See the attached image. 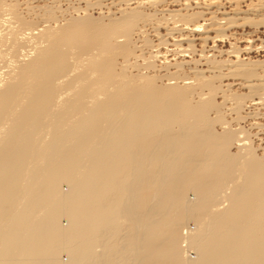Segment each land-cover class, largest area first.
I'll return each mask as SVG.
<instances>
[{
	"label": "bare ground",
	"instance_id": "1",
	"mask_svg": "<svg viewBox=\"0 0 264 264\" xmlns=\"http://www.w3.org/2000/svg\"><path fill=\"white\" fill-rule=\"evenodd\" d=\"M239 27L264 0H0V264H264Z\"/></svg>",
	"mask_w": 264,
	"mask_h": 264
},
{
	"label": "rangeland",
	"instance_id": "2",
	"mask_svg": "<svg viewBox=\"0 0 264 264\" xmlns=\"http://www.w3.org/2000/svg\"><path fill=\"white\" fill-rule=\"evenodd\" d=\"M44 1H40V3H43ZM234 4L232 3V5H230V3L229 2H226V6H227V9H230V8H232V6H233ZM243 5H244V7H243ZM239 6H242L241 8H246V5L244 4V2H241L240 4H239ZM174 8H176L175 6H173ZM238 31L237 32H234V33H231V31H230V34H232L231 35V37H230V42H232V43H234V44H239V45H241V46H244V44H248V43H250L251 42V44H259V43H262V42H264V29L263 28H260V29H257V30H255V29H253V28H251V27H244V28H242V27H239L238 29H237ZM152 32V31H151ZM151 36H153V32L151 33ZM154 38H155V36H154ZM199 41V40H198ZM225 48H227V47H229V43L228 42H225ZM249 55H251L252 57H263L264 58V50H261V51H253V52H251ZM256 55V56H255ZM248 56V55H247ZM231 81H233V83H237V84H235L234 86H233V89H235L236 90V92L237 93H241V92H243V91H245V88H242L241 86H239V83H240V79H224V83H227V82H231ZM217 100H221V97H217ZM243 114H245V113H243ZM261 118H259V120H261L263 123H264V117H262V116H260ZM245 124L247 125L245 128H248L249 129V127H248V122L246 121L245 122ZM255 129L256 128H253V132L255 131ZM259 142V140H256V143H258ZM256 145V144H255ZM255 147V146H254ZM234 150V149H233ZM261 151H260V149L257 151V153H260ZM64 188H66L67 189V186L65 185L64 186ZM193 197V196H192ZM65 222V221H64ZM188 226L190 227V228H192V227H195L194 226V223L193 222H191V221H189V223H188ZM187 226V227H188ZM187 227H185L186 228V230H185V228L183 229L184 231L182 232V234H183V236H185V232H187V230H189V229H187ZM184 242V243H183ZM183 244V245H182ZM181 245H182V248H187V244H185V241H182L181 242ZM186 247H185V246ZM191 254L192 256L194 255L195 256V254H194V251L192 252V251H190V252H188V254ZM193 253V254H192ZM62 256H64V255H62Z\"/></svg>",
	"mask_w": 264,
	"mask_h": 264
}]
</instances>
